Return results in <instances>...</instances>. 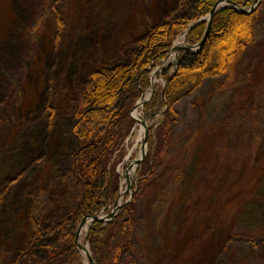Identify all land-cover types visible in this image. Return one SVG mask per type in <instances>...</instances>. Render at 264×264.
Instances as JSON below:
<instances>
[{
	"label": "rangeland",
	"instance_id": "374dc122",
	"mask_svg": "<svg viewBox=\"0 0 264 264\" xmlns=\"http://www.w3.org/2000/svg\"><path fill=\"white\" fill-rule=\"evenodd\" d=\"M155 1L154 5L152 0H0V140L4 123L23 118L19 137L0 153V176L5 180L2 187H6V200H10L0 213V264H44L69 243L57 225L62 214L73 209L72 203L78 198V185L68 175L69 155L77 145L71 132L77 99L96 66L124 61L128 42L160 18L177 11L180 4L185 8L189 2ZM261 3L264 6V0L257 6ZM224 6L230 7L221 5ZM252 7L234 6L244 13ZM207 16L200 20L208 23ZM186 33L177 36L172 45L181 43L196 51L198 43L187 42ZM248 50L243 65L251 66L245 74L217 90L210 88L213 81L206 82L193 96L176 104L179 126L173 136V152L183 150L188 138L182 133L184 128L198 126L203 120L208 125L228 118L232 129H251V154L239 156L242 139L233 141L232 147L238 148L229 151L217 135L213 144L217 154L213 161L217 166L216 176L212 177V164L208 163L207 174L200 177L194 187L189 186L193 193L188 191L187 196H176L178 175L172 178L174 173L169 170L163 181L159 180L160 184L144 186L139 192L140 199L135 202V229L130 245L133 255L137 254V264H186L200 250L203 239L208 238L206 234L199 240L190 238L194 236L190 230H197L200 222H203L201 227L211 223L212 219L208 222L206 216L219 205L225 207L214 226H232L233 240L215 264H264V245H261L264 240V188L255 196L257 192L251 195V191L246 190L252 180H258L253 176L255 169L264 165V47ZM183 51L175 50L173 57L169 50L160 66L151 70L150 87L140 95L144 101L138 105L139 99L130 111L134 122L118 150L123 156L116 165L119 193H123L119 204L130 200L137 180V172L131 171L130 177L127 175L130 160L140 152L138 137L143 135L135 116L145 119L147 126L151 124L153 120L142 107L156 87H163L171 78ZM256 59L260 62L256 63ZM163 71L169 76L167 79ZM21 101L26 102V111ZM29 129L34 131L28 132ZM53 137H57V145H52ZM171 157L176 159L178 155L172 153ZM47 159L54 165L50 183H46L49 188L34 191L31 177ZM15 162L21 165L15 167ZM189 171L184 172V179ZM29 190H33L32 199L27 196ZM242 201L246 202L245 211L239 215ZM110 210L102 211L99 217L106 218L104 212ZM45 212L47 216H43ZM166 219L168 226L164 228ZM34 221L44 233L31 237ZM91 221L88 219L79 230L80 221L73 229L84 264H88V260L79 244L91 254L85 240ZM47 227L50 233L46 232H49ZM161 241L163 246L159 249ZM252 241L255 247L250 246ZM182 242L185 243L179 246ZM103 264L111 263L106 260Z\"/></svg>",
	"mask_w": 264,
	"mask_h": 264
},
{
	"label": "trees",
	"instance_id": "16d2710c",
	"mask_svg": "<svg viewBox=\"0 0 264 264\" xmlns=\"http://www.w3.org/2000/svg\"><path fill=\"white\" fill-rule=\"evenodd\" d=\"M152 1L155 5L156 1ZM216 1L189 0L184 9L180 4L177 11L166 18H160L132 42H128L124 61L116 65L105 63L103 66H96V69L88 75V82L80 94V99H77L75 123L71 129L77 145L69 155L68 175L78 185V198L72 203L73 209L62 214L57 225L69 243L58 249L57 253L44 264H84L73 229L84 216L99 215L102 211H109L119 195L120 183L116 165L120 163L123 152L120 153L118 150L125 137L131 132L134 122L130 116L132 107L140 99L143 91L150 87L151 70L160 66L162 60L168 56L177 36L187 31L184 37L187 42L190 44L201 42L207 21H201L200 18L210 13ZM231 1L233 7H221L211 18V26L200 49L195 53L181 52L171 78L163 87H156L150 100L143 105L144 113L149 114L150 120L153 121L147 128V153L136 168L137 180L133 186V195L129 201L123 203L112 219L92 220L85 234L96 264H103L106 260L111 264H137V254L133 255L130 245L133 244L132 232L135 229L137 205L135 202L140 199L139 192L144 186L152 187L154 184H160L158 182L163 181L169 170L174 173L172 178L178 175L176 196H187L188 191L193 193L189 186L194 187L196 181L207 174L208 163L212 164L210 170L212 177L216 176L217 166L213 161L217 159V154L213 144L216 143L217 135L225 143V149L228 148L229 151L238 148L232 147L233 141L242 139L243 147L240 148L239 156L251 154L250 149L253 146L251 129L248 131L243 127L232 129L228 125V118L208 125L203 120L197 124L198 126L184 128L182 133H186L188 138L182 147L183 150L173 152V136L179 126L176 104L184 98L193 96V93L202 88L206 82H214L210 87L213 90L231 84L232 80L245 74V70L251 66L243 65L244 56L249 53L248 49L264 47L263 3L251 13H241L234 6L250 8L255 0ZM60 26L62 28V20ZM256 60V63L260 62V59ZM162 74L167 76L166 71ZM21 102L26 111V102ZM233 105L232 110L235 109ZM250 115L253 116V113ZM247 119L249 120V117ZM22 121L23 118L19 120L15 118L4 123L6 126L0 140V153L19 137ZM32 131L34 129L28 130V132ZM51 142L52 145L54 143L57 145V137H53ZM172 153L178 157L172 159ZM13 165L16 167L21 163L15 162ZM52 166H54L53 162L47 159L36 169L31 177L34 191L37 189L44 191L49 188L47 184L50 183ZM187 170H190L189 175L184 179ZM4 172L6 173V170ZM263 174L264 165L255 169L253 176H257L258 180H252L251 186L246 189L247 192L251 191L249 192L251 195L254 192L257 193L253 196L259 194L264 188ZM261 175H263L262 179H260ZM2 181L5 180L0 176V213L10 201L6 200V187H2ZM33 190L27 192L29 198L33 196ZM29 201L31 203V200ZM245 204L246 202L242 201L239 215L245 211ZM223 207L220 208L219 205L216 211L209 212L206 218L208 222L212 219V222L207 226L201 227L203 222H200L197 230L194 228L190 230L194 235L190 238L199 240L204 234L208 235V238L203 239L200 250L195 256L192 255L186 264H215L221 258L222 252L231 246L233 227L226 228L223 224L214 226L215 220L222 216ZM47 215L48 212H45L43 216ZM167 220L163 223L164 228L168 226ZM17 226L18 224L12 227L15 230ZM50 231L49 229V232H46L50 233ZM41 232L44 233V230L34 221L31 237ZM185 242L180 243L179 246ZM254 244L255 242L252 241L250 246L255 247ZM160 245L159 249L163 246L162 241ZM261 245H264V240Z\"/></svg>",
	"mask_w": 264,
	"mask_h": 264
},
{
	"label": "water",
	"instance_id": "95a60500",
	"mask_svg": "<svg viewBox=\"0 0 264 264\" xmlns=\"http://www.w3.org/2000/svg\"><path fill=\"white\" fill-rule=\"evenodd\" d=\"M259 1H260V0H255V2H254V4H253V7H252L249 11H246V13H251V12H253V10L256 8L257 4L259 3ZM222 4L229 5L230 7L233 6L231 0H217V1L215 2V4L211 7L210 13H209L208 16H207L208 23H207V26H206V29H205L206 31H205L204 35L202 36V38H201V40H200L201 42H199V43L196 45V46H197V47H196V51H198V50L200 49L201 45H202L203 42H204V39H205V37H206V35H207L208 31H209L208 29H209L210 26H211V21H212L211 18L213 17V15L215 14V12L221 7ZM242 11H243V9H242ZM242 11H241V12H242ZM170 50H176V51L185 50V51L193 52V53L196 52V51H192V46L181 45V44L178 45V46L172 45L171 48H170ZM175 64H176L175 66L177 67L178 63H175ZM175 69H176V68H175ZM143 101H144V100H143V97H142V98L140 99L138 105H140ZM146 135H147V129L145 130V133H144V137H143L144 140H143V142H142V145H144V144L147 142ZM142 145H141V146H142ZM142 149H143V148H142ZM145 153H146V151L143 149V151H142V155H141V158L134 160V161H135V165H138V164L141 162V160H142V158L144 157ZM128 188H129V186H128ZM123 191H124V190H123ZM122 195H123V193H122V194L119 193L118 198H117V199L114 201V203L112 204V205H113L112 210H111L109 213H107V214L105 215L106 218H104V217L100 218V217L97 216V215L84 216L83 219L81 220L80 225H79V230L82 229V226H84V225L86 224V222L88 221V219H91V220H94V221H108V220L112 219L113 216H114V214H115V213L118 211V209L122 206V204H119V199H120V197H121ZM87 231H88V229H87ZM87 231H86V233H87ZM85 240L87 241L86 236H85ZM79 248L85 251V253H86L85 256H86V259L88 260V264H96V263H95V260L92 259L91 254L87 251V249L85 248L84 245L81 246V245L79 244Z\"/></svg>",
	"mask_w": 264,
	"mask_h": 264
},
{
	"label": "bare ground",
	"instance_id": "6f19581e",
	"mask_svg": "<svg viewBox=\"0 0 264 264\" xmlns=\"http://www.w3.org/2000/svg\"><path fill=\"white\" fill-rule=\"evenodd\" d=\"M181 44V43H180ZM180 44H175V46H178V45H180ZM175 50H171V53H173V57H175L176 56V53L174 52ZM136 118H137V120H138V122L140 123V125H141V132H144V128H145V124H144V121H143V119H140V118H138V116H135ZM140 139V141H141V139H142V135H140L139 137H138V140ZM54 140V139H53ZM55 141V140H54ZM56 142V141H55ZM142 148H143V145H142ZM141 148V151H140V153L136 156V158L135 159H137V158H139L140 156H141V154H142V151H143V149ZM135 159H133L132 160V162L130 163V165H129V169H128V177H130L131 176V174H132V168L135 166Z\"/></svg>",
	"mask_w": 264,
	"mask_h": 264
}]
</instances>
